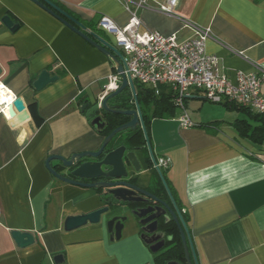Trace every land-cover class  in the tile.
<instances>
[{"label": "crops", "instance_id": "obj_1", "mask_svg": "<svg viewBox=\"0 0 264 264\" xmlns=\"http://www.w3.org/2000/svg\"><path fill=\"white\" fill-rule=\"evenodd\" d=\"M93 32L102 17L127 25L134 10L143 29L178 41L209 30L205 52L218 58L222 73L264 72V0H178L173 16L159 11L167 0H49ZM143 2L141 8H136ZM18 25L9 31L1 19ZM97 30L104 39L112 37ZM0 94L22 97L27 116L6 118L0 107V264H156L141 241L134 219L118 241H110L103 222L64 231L66 217L104 206L101 193L55 179L45 168L48 156L68 158L99 148L103 136L89 125L81 104L114 90L111 63L97 49L30 0H0ZM58 80L36 92L41 71ZM109 86V87H108ZM264 96V80L260 84ZM7 96V95H6ZM152 117L145 102L150 145L186 225L198 264H264V141L241 135L255 128V112L207 106L201 92L185 99L194 127H179L175 110ZM153 103V102H152ZM11 104V103H10ZM143 172L131 177L140 188L166 198L152 165L139 156ZM58 168L57 162H52ZM171 206V203H170ZM29 233L34 243L19 248L10 233ZM185 264L184 260H177Z\"/></svg>", "mask_w": 264, "mask_h": 264}, {"label": "water", "instance_id": "obj_2", "mask_svg": "<svg viewBox=\"0 0 264 264\" xmlns=\"http://www.w3.org/2000/svg\"><path fill=\"white\" fill-rule=\"evenodd\" d=\"M43 9L45 12L56 18L72 32L84 39L88 44L101 52L111 63L115 74L119 76L116 88L105 94L101 100L97 98L91 106L101 109L113 116H120L126 122L114 128L105 136L95 151L75 153L64 158L58 155L48 156L45 160V168L55 179L68 185L97 190L101 193V200L104 206L87 214L68 216L63 223L64 231L70 232L86 226L95 225L103 222L109 234L110 241H118L122 236L125 224L134 219L138 227V235L141 241L149 248L154 255L160 254L164 243L160 240L164 234L158 232L159 218H163L164 225L170 222L175 224L182 245L185 264H198L191 242V237L184 222L181 212L177 208L175 201L169 191L165 178L163 177L160 166L158 165L155 154L150 146L149 138L143 121L140 103L134 82L123 73L124 63L120 51L111 42L104 39L95 32H85L86 27L60 9L49 0H30ZM1 23L11 32L18 29L9 17L4 16ZM1 74V69H0ZM58 80L57 76L43 70L33 81L34 91L43 90L48 84ZM129 93L134 104L132 109H120L119 102L122 101L124 93ZM118 104V106H117ZM88 103L80 107L84 113ZM8 116L6 118H22V114L27 116V106L22 97H15L11 104L5 106ZM90 127L98 134H101L107 127L108 122L102 121L100 116H95L89 120ZM141 129L145 147L148 151V159L153 169L157 173L160 182L168 195L171 206L158 198L155 194L140 188L131 177L129 170L133 174L143 172V167L139 157L134 151L119 145L112 147L114 138L122 132H131ZM141 149V148H140ZM52 162H57L58 168L53 167ZM147 162V161H145ZM134 182L135 184H133ZM149 201L155 204H148ZM132 204L144 205L131 208ZM146 205V206H145ZM161 211V213H159ZM14 243L19 248H25L34 243V238L29 233L12 231L10 233ZM160 240V242H158ZM56 264L62 262L61 256L54 257ZM166 264H181L177 261H168Z\"/></svg>", "mask_w": 264, "mask_h": 264}, {"label": "built area", "instance_id": "obj_3", "mask_svg": "<svg viewBox=\"0 0 264 264\" xmlns=\"http://www.w3.org/2000/svg\"><path fill=\"white\" fill-rule=\"evenodd\" d=\"M177 2L167 0L158 9L173 16ZM135 5L141 8L144 3ZM129 13L124 27L118 28L102 17L97 28L112 37L113 46L122 55L126 77L141 86L146 94L150 93L154 98L165 96L174 109L182 111L177 118L180 128L194 127L184 105L192 92H201L211 103H233L264 117V96L260 93L264 72L260 76L237 72L233 83L222 73L218 58L205 52L209 30H202L197 37L180 42L174 35L164 37L143 29L135 11ZM109 80L117 84L119 76L115 74ZM158 165L164 166L165 162L160 161Z\"/></svg>", "mask_w": 264, "mask_h": 264}, {"label": "trees", "instance_id": "obj_4", "mask_svg": "<svg viewBox=\"0 0 264 264\" xmlns=\"http://www.w3.org/2000/svg\"><path fill=\"white\" fill-rule=\"evenodd\" d=\"M91 27H92L93 32L100 33L97 30L95 24L94 25L92 24ZM135 88H136V93H137V99L140 103V106L144 102L147 105L153 104L154 109L152 110V112L150 114L152 117L159 116V115L163 114V112L168 111L167 106L165 107V103H164V105H162L163 102L161 100L156 101L150 93L146 94V92L143 90V88L141 86H139L138 84H135ZM122 98H123L121 101L122 106H123L122 108H124V109L125 108L126 109L134 108V104H133V102L131 100V96L128 92L126 94L124 93V96ZM166 103H169V102H166ZM225 105L227 108H230V109L234 108V109L244 110V111L250 112L249 109L240 107V106L233 104V103H225ZM141 110H142L144 121L148 120L149 115L145 114L146 111L144 110V108L141 107ZM251 112H250V114H251ZM251 116L255 117V119L259 122V125L256 126L255 128H249V126L248 127L247 126H239V131L241 132V135L247 136L255 142L264 141V117H262L261 115H258L256 113L251 114ZM87 118H88V120H90L89 116H87ZM118 119L119 118H117V117L110 119L108 127L100 135H102L103 137L107 136L114 128H116L118 125H120L121 123H124L126 121L125 118H121L120 121H118ZM146 122H148V121H146ZM146 122H145V127L147 126ZM119 144L120 143H119L118 139H116L113 141L112 147H117V146H119ZM158 179H159V177H158ZM159 184L162 186L160 179H159ZM165 194L167 195V193H165ZM181 215H182L184 222L186 223L185 216L182 213H181ZM177 260H184V257H183V250H182L181 241L179 238L178 231L176 229V237L174 240L173 248L169 252H164V253L155 255V261H156V264H166L168 261H177Z\"/></svg>", "mask_w": 264, "mask_h": 264}, {"label": "flooded vegetation", "instance_id": "obj_5", "mask_svg": "<svg viewBox=\"0 0 264 264\" xmlns=\"http://www.w3.org/2000/svg\"><path fill=\"white\" fill-rule=\"evenodd\" d=\"M85 103H88V102H85ZM118 104H119V106H118ZM118 104H117V106L120 109H124V108H122L123 106H122L121 102H119ZM129 109H132V108H129ZM84 113L87 116H89L90 120L93 117H95V116H100L102 118V121H107L108 124H109L110 119L116 117V116H113L111 114L106 113L105 111H103L101 109L97 110L96 107L91 106V103H89L88 107L85 108ZM117 118H119L118 121H120V119L124 118V117L117 116ZM143 121H144V118H143ZM146 121H148V120L144 121V125H145ZM146 123H147V126H148L149 121L146 122ZM121 124H123V123H121ZM147 126L145 128H147ZM146 131H147V129H146ZM119 135L120 136L117 138L119 143H120L119 145L125 146L128 149V151H134L138 157L141 156L145 161H147L146 163L148 165H150L149 160L148 159L146 160V158L148 156V151H147V149L145 147V141H144V137H143V134L141 132V129L138 128L135 131L122 132ZM160 171H161V173L163 175V172H162L161 169H160ZM154 178H153V183H151V187L146 188L145 190H147L150 193L155 194L158 198H160L161 200H163L164 202H166L170 206V203L166 200V198L159 196L158 193H156V192H154V190H152L153 185H155V183L158 182ZM132 183L135 184L134 182H132ZM148 204H155V203L152 202V201H149ZM138 206H144V205L132 204L130 207L133 209V208H136ZM159 213H161V211H159ZM157 222H158V227H159L158 232L161 233V234H164V236H162V238L160 239L164 243V245H163L162 249L159 251V253L161 254V253H164V252H169L174 246V240H175V237H176L175 224L170 222L169 224L164 225L163 218H159V220H157ZM160 240L158 242H160Z\"/></svg>", "mask_w": 264, "mask_h": 264}, {"label": "rangeland", "instance_id": "obj_6", "mask_svg": "<svg viewBox=\"0 0 264 264\" xmlns=\"http://www.w3.org/2000/svg\"><path fill=\"white\" fill-rule=\"evenodd\" d=\"M185 102H186V100H185ZM185 102H184V105H186ZM205 104H206L207 106H215V107H218V108H222L221 105H219V104H217V103H211V102H209V101L205 102ZM193 106H194V104H190L189 109H187V107L185 106V110H186L188 116H190V114H192V108H193ZM181 112H182L181 110L176 109V110H175V116L178 118V117L181 115ZM119 136H120V135H117V136L114 138V140H116ZM114 140H113V141H114Z\"/></svg>", "mask_w": 264, "mask_h": 264}, {"label": "bare ground", "instance_id": "obj_7", "mask_svg": "<svg viewBox=\"0 0 264 264\" xmlns=\"http://www.w3.org/2000/svg\"><path fill=\"white\" fill-rule=\"evenodd\" d=\"M6 95L4 96L0 94V107L7 106L13 101L12 97H10L9 94Z\"/></svg>", "mask_w": 264, "mask_h": 264}]
</instances>
